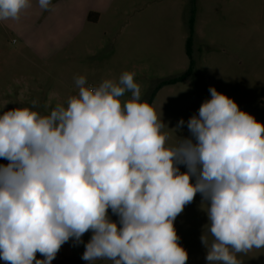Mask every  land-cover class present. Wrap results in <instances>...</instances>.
<instances>
[{"label":"clouds","instance_id":"1","mask_svg":"<svg viewBox=\"0 0 264 264\" xmlns=\"http://www.w3.org/2000/svg\"><path fill=\"white\" fill-rule=\"evenodd\" d=\"M38 3L49 10L51 0ZM30 6L0 0V21L18 20ZM135 75L124 71L98 86L78 75L67 106L0 115V158L9 161L0 165V259L7 264H51L64 243H83L89 230L82 259L90 264H186L173 221L197 193L209 220L201 236L208 264H242L237 254L264 248V124L210 87L211 99L187 122L195 143H168ZM126 92L131 99L122 101Z\"/></svg>","mask_w":264,"mask_h":264},{"label":"rangeland","instance_id":"2","mask_svg":"<svg viewBox=\"0 0 264 264\" xmlns=\"http://www.w3.org/2000/svg\"><path fill=\"white\" fill-rule=\"evenodd\" d=\"M49 10H44L43 19ZM7 24L0 21V115L25 107L47 115L57 103L67 106L68 98L78 94L74 77L85 76L88 84L98 86L131 71L136 73L141 101L152 100L166 125L168 143L184 139L195 143L187 122L211 99L210 87L264 124V0H110L97 22H87L68 47L49 55L34 54ZM189 36L192 74L157 89L162 81L189 69ZM121 99H131V93ZM181 119L185 123L178 128ZM8 163L0 158V165ZM177 166L181 173L188 171L184 164ZM190 182L195 184L196 177ZM205 203L197 193L173 221L178 243L188 253L186 264H208L201 241L209 225ZM108 216L121 226L110 208ZM92 234L84 233L78 245L70 238L51 264H90L82 255ZM237 255L242 264H264V248ZM36 259L44 257L37 252ZM0 264L7 262L0 259Z\"/></svg>","mask_w":264,"mask_h":264},{"label":"crops","instance_id":"3","mask_svg":"<svg viewBox=\"0 0 264 264\" xmlns=\"http://www.w3.org/2000/svg\"><path fill=\"white\" fill-rule=\"evenodd\" d=\"M109 1L56 0L43 19L44 9L37 8V0H30L31 6L21 12L18 20H7V26L34 54L49 55L68 47L87 22H97ZM90 12L92 20H88Z\"/></svg>","mask_w":264,"mask_h":264},{"label":"trees","instance_id":"4","mask_svg":"<svg viewBox=\"0 0 264 264\" xmlns=\"http://www.w3.org/2000/svg\"><path fill=\"white\" fill-rule=\"evenodd\" d=\"M88 20H92V12L89 13V16H88ZM191 30L193 31V27L191 28ZM187 52H188V55L190 56V67L189 69L187 70V72H185L183 75L179 76V77H175V78H172V79H169V80H164L162 81L159 85H158V88L159 89L160 87H162L163 85L165 84H169V83H175V82H178V81H182V80H185L188 76H190L193 72V66H194V60L192 58V36H189L188 38V47H187ZM155 95V92L153 94V97ZM149 104L152 103V100L148 102Z\"/></svg>","mask_w":264,"mask_h":264}]
</instances>
